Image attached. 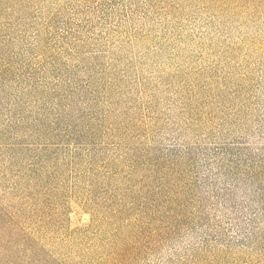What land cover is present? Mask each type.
I'll list each match as a JSON object with an SVG mask.
<instances>
[{
    "label": "rangeland",
    "instance_id": "1",
    "mask_svg": "<svg viewBox=\"0 0 264 264\" xmlns=\"http://www.w3.org/2000/svg\"><path fill=\"white\" fill-rule=\"evenodd\" d=\"M0 46V136L8 134L0 148H33L0 154V204L41 240L50 264H200L193 252L209 230L219 246L240 243L231 217L206 195L193 227L146 238L132 258L113 262L111 246L124 235L114 236L110 212L116 193L160 182L138 170L148 152L264 149V0H0ZM64 106L68 124L89 134L94 164L60 139L64 119L52 122ZM36 158L40 184L63 193L39 210L24 206L32 191L4 179L13 161L33 175ZM145 195L134 196L125 222L139 216Z\"/></svg>",
    "mask_w": 264,
    "mask_h": 264
},
{
    "label": "trees",
    "instance_id": "2",
    "mask_svg": "<svg viewBox=\"0 0 264 264\" xmlns=\"http://www.w3.org/2000/svg\"><path fill=\"white\" fill-rule=\"evenodd\" d=\"M0 50L2 51L1 46ZM36 90L37 86L33 91ZM70 115V110L64 106L62 114L52 123L60 124V118L64 119L63 129L59 128L60 139L64 140L66 145L70 142L75 144V159L82 160L85 164H94L85 156L88 149L84 142L90 145L85 141L90 136L85 129L80 134L79 127L68 124L67 118ZM7 135L5 133L0 137L4 140ZM19 148L26 152L33 149H25L21 144L5 145L0 148V154L7 152L10 158L14 159ZM202 148H176L160 159L152 158L150 152L144 154V159L140 162L142 168L138 170L145 171V177L149 180L160 182L155 187L152 184L142 185L141 189L146 195L141 200L140 213L135 222H125L122 215L131 211L134 196L141 189L126 187L125 192L116 193L122 194V197L115 201L116 208L110 212L111 223L115 229L114 236L124 235V239L118 244L115 243L114 247L111 246L110 258L113 262L132 258L146 238L164 237L172 231L182 230L184 225L193 227L204 217L206 195H209L214 198L213 202L221 208L220 210H226V215L231 217L237 227L238 236L243 238L235 245L229 241L219 246L218 237L208 229L210 233L203 234L202 241L194 249L196 259L201 260L200 264H264V149L258 154L241 155L238 151H227L230 152L228 154L218 146L209 150ZM201 153L207 164L205 172L197 170ZM46 155L43 160L50 156ZM36 159L28 170L34 172L33 175L26 174L28 172L23 168H15L18 164L13 161L5 167L4 179L12 180L11 186L16 189L25 186L27 192L32 191L30 200L24 206L29 204L33 209L39 210L45 202L54 201L62 197L63 193L40 184V179L43 178L40 164H36L38 158ZM14 169L16 170L13 171ZM10 173L18 175L12 176ZM131 178L126 181L129 182ZM9 188L11 190V187ZM28 194L25 192L22 197L28 198ZM124 200L127 201L123 203ZM26 210L27 208L23 207L19 212ZM40 241L21 223L20 216L13 208L0 204V264H50L54 258Z\"/></svg>",
    "mask_w": 264,
    "mask_h": 264
}]
</instances>
